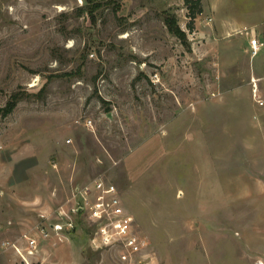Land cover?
Wrapping results in <instances>:
<instances>
[{
	"label": "rangeland",
	"instance_id": "374dc122",
	"mask_svg": "<svg viewBox=\"0 0 264 264\" xmlns=\"http://www.w3.org/2000/svg\"><path fill=\"white\" fill-rule=\"evenodd\" d=\"M201 2L0 0V264H126L71 210L96 178L157 264H264V0Z\"/></svg>",
	"mask_w": 264,
	"mask_h": 264
},
{
	"label": "built area",
	"instance_id": "2783aa9c",
	"mask_svg": "<svg viewBox=\"0 0 264 264\" xmlns=\"http://www.w3.org/2000/svg\"><path fill=\"white\" fill-rule=\"evenodd\" d=\"M249 45L254 55L262 43L253 35ZM256 90L254 88L255 95ZM258 102L262 103L263 100L259 99ZM72 197H79L80 201L72 206L71 210L74 212L83 210L94 224L92 246L95 249L117 246L126 254V264H157L148 238L133 229L132 216L125 209L118 189L113 183L96 178L74 191ZM56 215L58 220L50 222L48 227L42 225L40 221L33 228H38L44 237L51 233L50 229L58 239L63 240L77 224L63 206L57 209ZM23 236L28 245V254H22L17 246L15 249L25 264H31V256L36 252L39 242L30 234L24 233Z\"/></svg>",
	"mask_w": 264,
	"mask_h": 264
},
{
	"label": "trees",
	"instance_id": "16d2710c",
	"mask_svg": "<svg viewBox=\"0 0 264 264\" xmlns=\"http://www.w3.org/2000/svg\"><path fill=\"white\" fill-rule=\"evenodd\" d=\"M185 4L188 8V16H189V27L192 28L194 24V20L198 14H200L203 11L202 2L201 0H184ZM89 12H92V9L89 10ZM166 25L168 26L169 30L179 36L180 38L185 37L184 33L179 29V27L175 23V19L173 16H167L166 17ZM17 103V98H12L11 101H9L5 106L0 108V113L3 115H7L10 113L13 108L15 107Z\"/></svg>",
	"mask_w": 264,
	"mask_h": 264
},
{
	"label": "crops",
	"instance_id": "0c3cea01",
	"mask_svg": "<svg viewBox=\"0 0 264 264\" xmlns=\"http://www.w3.org/2000/svg\"><path fill=\"white\" fill-rule=\"evenodd\" d=\"M261 17H264V14H262L261 16H260V18ZM25 223V222H24ZM26 224V223H25ZM11 255H12V257L13 258H17L18 257V254H17V252H14V251H11Z\"/></svg>",
	"mask_w": 264,
	"mask_h": 264
}]
</instances>
